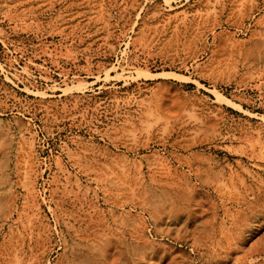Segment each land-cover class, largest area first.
<instances>
[{
	"label": "rangeland",
	"instance_id": "1",
	"mask_svg": "<svg viewBox=\"0 0 264 264\" xmlns=\"http://www.w3.org/2000/svg\"><path fill=\"white\" fill-rule=\"evenodd\" d=\"M0 264H264V0H0Z\"/></svg>",
	"mask_w": 264,
	"mask_h": 264
}]
</instances>
